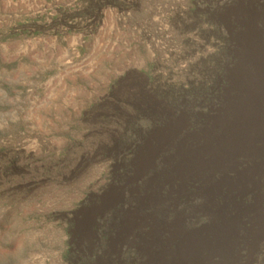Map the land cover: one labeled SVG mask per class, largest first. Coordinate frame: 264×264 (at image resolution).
Masks as SVG:
<instances>
[{"label":"rangeland","instance_id":"1","mask_svg":"<svg viewBox=\"0 0 264 264\" xmlns=\"http://www.w3.org/2000/svg\"><path fill=\"white\" fill-rule=\"evenodd\" d=\"M250 29L264 36V0L0 10V264H143L112 250L149 192L137 155L170 118L195 133L223 113ZM248 264H264V237Z\"/></svg>","mask_w":264,"mask_h":264},{"label":"bare ground","instance_id":"2","mask_svg":"<svg viewBox=\"0 0 264 264\" xmlns=\"http://www.w3.org/2000/svg\"><path fill=\"white\" fill-rule=\"evenodd\" d=\"M246 39L223 113L195 133L184 116L170 118L145 141L134 179L147 175L149 192L122 221L113 252L135 247L143 264L250 262L264 237V36L250 29ZM202 217L207 225L189 228Z\"/></svg>","mask_w":264,"mask_h":264},{"label":"crops","instance_id":"3","mask_svg":"<svg viewBox=\"0 0 264 264\" xmlns=\"http://www.w3.org/2000/svg\"><path fill=\"white\" fill-rule=\"evenodd\" d=\"M52 0H0V10H36L38 7H50Z\"/></svg>","mask_w":264,"mask_h":264}]
</instances>
